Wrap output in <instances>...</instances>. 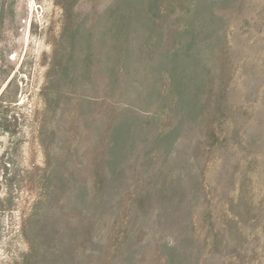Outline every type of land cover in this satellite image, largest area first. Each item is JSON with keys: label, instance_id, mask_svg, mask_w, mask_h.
Instances as JSON below:
<instances>
[{"label": "rangeland", "instance_id": "1", "mask_svg": "<svg viewBox=\"0 0 264 264\" xmlns=\"http://www.w3.org/2000/svg\"><path fill=\"white\" fill-rule=\"evenodd\" d=\"M0 98V264H264V0H0Z\"/></svg>", "mask_w": 264, "mask_h": 264}, {"label": "trees", "instance_id": "2", "mask_svg": "<svg viewBox=\"0 0 264 264\" xmlns=\"http://www.w3.org/2000/svg\"><path fill=\"white\" fill-rule=\"evenodd\" d=\"M126 20L127 16L123 12L118 16V20H115L114 23L112 24V33L114 34L115 38L120 41V45H125L126 43V36H125V29L127 28L126 26ZM175 85V84H174ZM176 86V85H175ZM176 89V87H175ZM2 102V98H0V103ZM2 109L0 106V113ZM0 127H4V123L0 118ZM121 129L120 128H115L111 134V144L109 146V153H111V156L107 158V163L109 165V169L111 172H114L116 169L117 165V159L115 156V151L118 148L119 140L121 139Z\"/></svg>", "mask_w": 264, "mask_h": 264}]
</instances>
